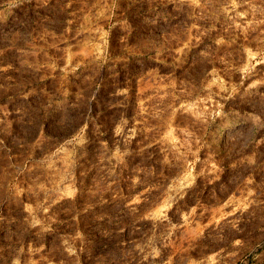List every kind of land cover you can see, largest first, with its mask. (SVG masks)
<instances>
[{"label":"rangeland","instance_id":"obj_1","mask_svg":"<svg viewBox=\"0 0 264 264\" xmlns=\"http://www.w3.org/2000/svg\"><path fill=\"white\" fill-rule=\"evenodd\" d=\"M0 264H264V0H0Z\"/></svg>","mask_w":264,"mask_h":264}]
</instances>
